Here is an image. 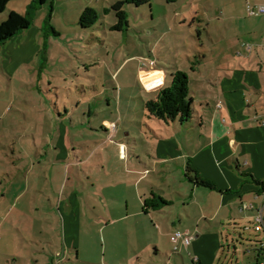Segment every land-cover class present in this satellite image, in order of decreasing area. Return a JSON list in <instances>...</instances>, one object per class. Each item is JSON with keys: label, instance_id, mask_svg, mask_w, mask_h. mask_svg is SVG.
Returning <instances> with one entry per match:
<instances>
[{"label": "rangeland", "instance_id": "obj_1", "mask_svg": "<svg viewBox=\"0 0 264 264\" xmlns=\"http://www.w3.org/2000/svg\"><path fill=\"white\" fill-rule=\"evenodd\" d=\"M121 1L50 0L38 8L29 29L0 46V236L12 234L27 249L20 252L16 246L13 253L37 259L43 240L53 241L51 254L61 248L72 210L86 207L92 222L105 224L108 217L122 218L129 204L130 214L142 213L127 221L130 228L125 223L105 231L83 228L78 240L82 261L200 264V257L201 264L254 263L256 246L264 245L257 218L244 216L239 199L234 210L225 199L219 211L224 199L218 191L201 188L192 196L193 183L183 170L186 160L179 154L195 151L200 141L195 130L204 86L193 70L206 55L200 42L208 46L211 38L206 32L199 37L197 26L190 29L192 19L184 25L179 18V26L169 31L175 15L165 0L124 5L129 29L112 30L115 13L103 10ZM31 3L12 0L0 13V24L11 9L26 15ZM87 8L98 14L91 29L79 23ZM142 61H153L165 72L163 87L170 84L173 67L190 75L195 98L189 122L178 118L166 125L149 119L144 104L155 92L140 82ZM203 66L211 69L208 61ZM104 120L117 125L113 138L102 130ZM74 148L81 152L78 163L87 161L65 167L60 161L69 159ZM128 162L130 168L154 170L142 178L141 199L134 188L138 178L127 175ZM145 208L151 214L143 213ZM178 231L190 233L191 246L175 250L170 232ZM72 234L70 228V247Z\"/></svg>", "mask_w": 264, "mask_h": 264}, {"label": "crops", "instance_id": "obj_2", "mask_svg": "<svg viewBox=\"0 0 264 264\" xmlns=\"http://www.w3.org/2000/svg\"><path fill=\"white\" fill-rule=\"evenodd\" d=\"M11 2L12 0H0V13H4ZM248 3L264 5V0H177L174 3L166 2V6H171L174 11L172 14L175 15L174 23L167 28L169 31L173 32L179 26V18L183 19L182 24L184 25L192 19L190 29L197 26L199 37H202V32H206L207 37L211 38V43L208 46L205 42H200L202 52H206V55H204L203 64L193 70L199 74L200 81L198 82L204 86L201 102L203 108L202 112H199L200 122L195 130L200 141L197 143L195 151L183 155V151L179 150V154L186 160L183 167L186 179L194 178L193 174H187V166L190 164L196 170L198 178L209 181L214 189L193 183L192 196L196 195V191L201 188L209 189L212 192L218 191L224 199L219 211L225 208V199L229 200L228 206L232 210L239 202L234 200L239 199L241 211L251 221L259 216L264 203V188L262 186L264 183V15L249 16L247 13ZM167 11L169 12V10ZM10 12L15 11L11 9ZM206 61L211 63V69L206 67V70H203ZM193 82L190 77L191 96L194 100L195 92L191 89ZM113 123L104 120L102 127V130L111 138L118 132L117 125L115 133L108 129L107 124ZM120 144L123 160L126 161V144L124 142ZM79 154L81 152L74 148L72 153L69 152V159L60 162L64 163L65 167L69 165L68 162L75 166L85 163L87 159H84L83 162L80 159L78 163ZM137 166H139L138 163ZM144 166H146L144 169L139 168L140 166L130 168L128 162L127 168V175L138 178L134 188L140 199V185L144 181L142 178L154 171L149 168V165ZM248 201L253 202L249 203ZM250 204L253 207L243 208L244 205ZM122 211L124 212L122 218L108 217L110 220L105 219L106 223L103 224L102 222H92L86 207L85 210L80 208L72 210L69 227L73 234L69 240H72L73 247L67 243L66 236L70 233V228L64 223L65 238L63 237L61 240V248L57 249L55 254H51L49 246L53 241L43 240L40 242L41 247L38 252L40 256L37 259H34V255L32 259H29L25 257V253L24 255L22 253L14 254L16 246L19 247L20 252L27 251V249L26 245H19L18 240L12 234L11 236L5 235L7 237L0 236V264H33L32 260L35 261V264H96L91 261L90 257L87 258L90 261L81 260L82 247L78 241L79 236L82 231H85L84 227L90 230L98 228L105 231L108 227L125 223L126 228H130L127 221L134 215L142 214L135 210L130 214L129 204ZM143 213L151 214L147 208L143 209ZM216 218L217 216L213 220ZM155 229H157V225ZM171 234L174 233L170 232ZM200 237L199 234L196 235V239ZM23 240L26 244L29 242L28 239L24 238ZM102 243L105 248L106 241ZM260 248L261 246H256L257 254L255 262L252 264H256L262 258L264 249ZM155 251V256H159L157 246ZM73 252L76 256L73 255ZM85 252H87L86 249ZM102 257H106V254L103 253ZM197 260L201 264L200 257ZM117 264L122 263L118 262Z\"/></svg>", "mask_w": 264, "mask_h": 264}, {"label": "trees", "instance_id": "obj_3", "mask_svg": "<svg viewBox=\"0 0 264 264\" xmlns=\"http://www.w3.org/2000/svg\"><path fill=\"white\" fill-rule=\"evenodd\" d=\"M50 0H32L26 15L12 12L8 19L0 24V46L4 45L19 33L29 29L32 19L39 7H42ZM52 1V0H51ZM153 0H124L111 5L110 8L103 10L104 13L113 11L117 18V23L111 27L115 31H126L129 29L127 12L123 9L126 4H133L137 7L151 5ZM167 3H174L177 0H165ZM98 22V14L95 9L87 8L80 15L79 23L83 29H91ZM171 81L167 87H163L155 92V96L144 104L149 119L164 123L166 125L175 122L178 118L181 123L189 122L192 116V105L194 100L191 96L190 77L187 72L180 70L178 67L171 68ZM187 174H193L194 178L189 180L195 185L214 189L213 185L206 180H201L197 176L196 170L187 166ZM264 188V183L262 184ZM261 250L263 244L261 243Z\"/></svg>", "mask_w": 264, "mask_h": 264}, {"label": "built area", "instance_id": "obj_4", "mask_svg": "<svg viewBox=\"0 0 264 264\" xmlns=\"http://www.w3.org/2000/svg\"><path fill=\"white\" fill-rule=\"evenodd\" d=\"M247 13L249 16H259L264 15V5H252L251 3L247 4ZM156 63L153 61L146 62L142 61L139 67V79L143 88L148 92H156L163 88L166 83L165 74L162 70L156 67ZM220 106V105H219ZM110 132L114 133L116 131V124H107ZM264 196V193H263ZM253 207L252 204L244 205V209ZM264 203L261 208L260 214L257 217L258 228L264 229ZM173 243L177 244L175 250H178L179 245L184 247H189L192 244L193 238L190 233L186 232H176L172 235ZM264 249V245H263ZM256 264H264V253L262 258Z\"/></svg>", "mask_w": 264, "mask_h": 264}]
</instances>
